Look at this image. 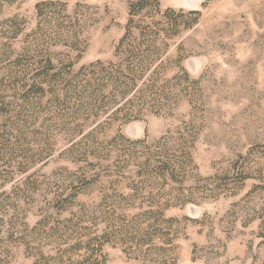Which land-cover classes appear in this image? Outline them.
<instances>
[{
	"label": "rangeland",
	"instance_id": "374dc122",
	"mask_svg": "<svg viewBox=\"0 0 264 264\" xmlns=\"http://www.w3.org/2000/svg\"><path fill=\"white\" fill-rule=\"evenodd\" d=\"M0 264H264V0H0Z\"/></svg>",
	"mask_w": 264,
	"mask_h": 264
}]
</instances>
